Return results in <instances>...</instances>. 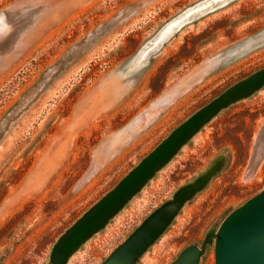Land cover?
I'll use <instances>...</instances> for the list:
<instances>
[{
  "label": "rangeland",
  "instance_id": "1",
  "mask_svg": "<svg viewBox=\"0 0 264 264\" xmlns=\"http://www.w3.org/2000/svg\"><path fill=\"white\" fill-rule=\"evenodd\" d=\"M263 83L264 0H0V264H49L70 227L54 262L103 264L187 186L134 264H216L264 190Z\"/></svg>",
  "mask_w": 264,
  "mask_h": 264
},
{
  "label": "water",
  "instance_id": "2",
  "mask_svg": "<svg viewBox=\"0 0 264 264\" xmlns=\"http://www.w3.org/2000/svg\"><path fill=\"white\" fill-rule=\"evenodd\" d=\"M247 95H244L242 97H245ZM210 104L202 107L201 109L208 108ZM225 105L218 108L215 113ZM209 119H207L206 121H208ZM262 157H264V127L260 130L258 136L256 137L254 154L251 158L244 177L247 176L250 171L253 172L254 168L262 159ZM189 192L190 188L187 186L186 188L181 189L179 193H176L174 195L176 196V202H178V208L170 219L165 220L166 215L164 213H161L162 211L159 209L162 206L161 205L135 229V231L124 241L125 243L122 242L125 246L122 249L116 251V249L121 244L117 246L108 256L105 262H103V264H134L136 259L140 257V255L146 250V248L152 242H154L156 238L167 228L169 223L176 216L179 208L183 205V202L187 198ZM166 203L167 202H165L163 205H165ZM157 218H164V221L168 222L166 228L164 230H160V228L157 232H154L149 237H146V239H139L138 234L144 231L148 227V225H151L153 220L156 222ZM78 220L79 219H77L75 223H77ZM164 221L159 222L160 225L163 226ZM70 228H68L58 238V240L52 247L50 251L51 259L49 264H56L53 260V253L57 249L56 245H58V241L60 243L64 239L62 238L63 235H67L71 231ZM140 243H143V245L139 249V245H141ZM215 251L216 264H264V190L226 217L216 235ZM203 252L204 245H202L201 248H198L196 246H188L181 252L178 260L172 264H198L200 256ZM69 256L66 257V262L68 261ZM66 262L65 264H67Z\"/></svg>",
  "mask_w": 264,
  "mask_h": 264
}]
</instances>
